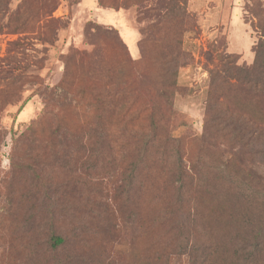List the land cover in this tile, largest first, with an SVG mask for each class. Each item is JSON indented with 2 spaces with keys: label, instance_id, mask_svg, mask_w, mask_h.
Returning a JSON list of instances; mask_svg holds the SVG:
<instances>
[{
  "label": "rangeland",
  "instance_id": "obj_1",
  "mask_svg": "<svg viewBox=\"0 0 264 264\" xmlns=\"http://www.w3.org/2000/svg\"><path fill=\"white\" fill-rule=\"evenodd\" d=\"M257 3L264 8V0H186L189 20L179 24L178 34L173 22L157 18L155 3L152 9L144 4L143 10L130 5L115 11L96 8L93 0H84V9L81 0H0V264H154L164 258V264H189L178 251L182 236L169 226L191 214L194 195L179 207L177 184L161 168L143 173L149 167L135 143L143 126L125 118L132 123L124 127L115 116L152 100L159 82L154 47L179 36L178 50L187 59L158 142L177 141L184 167L200 165L205 177L199 178L211 186L237 148L220 141L216 146L204 134L209 72L233 59L237 66L252 64L258 35L245 7ZM147 34L151 48L143 60L139 44ZM120 41L131 63L118 55ZM106 72L103 89L109 93L103 97L113 109L88 106V98L67 88L71 81L100 89ZM118 79L124 93L113 88ZM126 93L132 98L127 111L117 102ZM119 109L123 113L116 115ZM150 155L153 165L158 158ZM239 160L246 174H264L248 151ZM236 164L228 170L233 176ZM213 210L210 225L197 229L206 238L223 227ZM52 234L64 244L54 248ZM155 238L161 245L154 249Z\"/></svg>",
  "mask_w": 264,
  "mask_h": 264
},
{
  "label": "trees",
  "instance_id": "obj_2",
  "mask_svg": "<svg viewBox=\"0 0 264 264\" xmlns=\"http://www.w3.org/2000/svg\"><path fill=\"white\" fill-rule=\"evenodd\" d=\"M96 2L101 8L115 11L130 5L141 7L143 10L144 4L152 9L151 5L155 3L157 7L159 6L157 18H162L165 22H173L172 26L176 27L174 31H178V34L182 32L178 30L179 24L183 28V23L189 20L184 8L186 0H180L178 3L177 0L176 2L174 0H96ZM245 11L256 19L255 25L252 23L258 35L252 47V64L237 66L233 59L223 62L220 70L209 72L210 89L203 121L204 134L212 135L216 146L220 141L237 148L238 151L232 154L233 160L219 172L220 177L213 180L211 186L208 187L207 183L211 182L210 179L199 178V176L205 177L198 168L200 165L195 164L188 169L184 167L177 141L173 144L172 139L166 138L164 143L158 142L164 112L171 113L178 70L187 59V56L178 50L181 44L179 36L176 40L170 39L169 45L154 47V50H159L157 58L154 54L159 82H156L153 89L152 100L148 104L141 102L136 112H126L122 118L115 116L116 122L123 124L124 127L132 123L129 122L130 120L125 121V118L134 119L133 121H138L143 126L135 138V143L139 147L137 155L144 157L149 167L144 169L143 173H149L152 169L155 171V167L161 168L167 179L177 184L173 198L179 207L183 206L186 200H190V193H193L194 204L191 214L182 220L178 218L169 226L172 231L182 236L178 251L186 255L189 264H264V174L255 172L254 177L246 174L242 169L243 163L239 160V155L248 151L256 159L258 164L256 167L264 168V8L257 3L253 8L246 6ZM166 30L170 37H176L172 27ZM151 35L147 34L139 44L143 60L148 59L151 47L148 46L147 40ZM116 45L118 55L127 58L121 41ZM223 57L232 58L230 55ZM129 60L131 61L127 58L131 63ZM125 66L121 67L125 68ZM106 76L107 72L104 77L101 76L100 89L88 90L89 86L85 87L81 82L72 84L69 79L67 88L75 87L80 92L79 95L82 94L83 99L88 98L89 100L85 99L88 106L92 104L94 107L106 108L108 111L113 107L110 101L103 97L104 93L106 96L109 93V90L103 89L109 81ZM121 83L124 81L118 79V84L113 88L115 91L119 89V93L123 90L124 93L125 87H122ZM131 101L132 98L130 100L128 93L117 100L119 108L125 111L131 107ZM121 109L116 115L123 113ZM104 118L101 115L98 120L102 121ZM126 147H128L127 143L124 142L122 151H126ZM153 152L156 153L158 161L152 165L153 158L150 153ZM147 157L150 159L147 160ZM235 163L239 165L236 164L237 168L233 176L228 170L231 164ZM225 179L228 181V186L225 184ZM143 189H146V184ZM248 207L252 211L249 212ZM212 208L214 209L212 213H217L221 218L218 223L220 224L221 221L223 227L216 231L214 237L206 238V231L201 235V233L197 234V229H202L201 225L204 224L210 225ZM252 212L260 213L259 220L247 216ZM163 215L169 219V214L165 211ZM143 224L147 227L146 222ZM192 232H195V235H191ZM51 242L56 248L64 244V239L58 234H52ZM159 245L161 243L155 238L152 247L155 249ZM155 257L160 260L164 254ZM164 259L154 264H164Z\"/></svg>",
  "mask_w": 264,
  "mask_h": 264
},
{
  "label": "crops",
  "instance_id": "obj_3",
  "mask_svg": "<svg viewBox=\"0 0 264 264\" xmlns=\"http://www.w3.org/2000/svg\"><path fill=\"white\" fill-rule=\"evenodd\" d=\"M94 1V3L96 4V8H98V5H97V3H96V0H93ZM83 5H84V0H81V8L82 9H84L83 8ZM96 8H94V9H96ZM91 12H93L92 10H90ZM95 13H93V15H94Z\"/></svg>",
  "mask_w": 264,
  "mask_h": 264
}]
</instances>
